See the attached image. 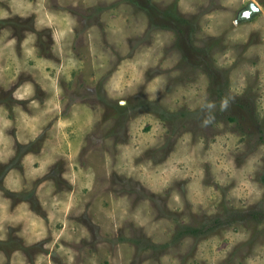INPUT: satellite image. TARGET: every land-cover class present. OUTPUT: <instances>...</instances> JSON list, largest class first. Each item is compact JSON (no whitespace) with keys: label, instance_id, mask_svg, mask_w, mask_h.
<instances>
[{"label":"rangeland","instance_id":"obj_1","mask_svg":"<svg viewBox=\"0 0 264 264\" xmlns=\"http://www.w3.org/2000/svg\"><path fill=\"white\" fill-rule=\"evenodd\" d=\"M0 264H264V0H0Z\"/></svg>","mask_w":264,"mask_h":264},{"label":"water","instance_id":"obj_2","mask_svg":"<svg viewBox=\"0 0 264 264\" xmlns=\"http://www.w3.org/2000/svg\"><path fill=\"white\" fill-rule=\"evenodd\" d=\"M257 12H260V8L256 3L252 2L249 6L248 13L252 15Z\"/></svg>","mask_w":264,"mask_h":264},{"label":"clouds","instance_id":"obj_3","mask_svg":"<svg viewBox=\"0 0 264 264\" xmlns=\"http://www.w3.org/2000/svg\"><path fill=\"white\" fill-rule=\"evenodd\" d=\"M230 105V98H224L221 101V110H226ZM205 123H208V121H206Z\"/></svg>","mask_w":264,"mask_h":264}]
</instances>
